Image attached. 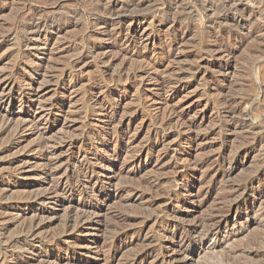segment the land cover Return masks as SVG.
<instances>
[{
  "label": "rangeland",
  "instance_id": "rangeland-1",
  "mask_svg": "<svg viewBox=\"0 0 264 264\" xmlns=\"http://www.w3.org/2000/svg\"><path fill=\"white\" fill-rule=\"evenodd\" d=\"M98 1L0 0V9L4 8L0 12V35L10 33L13 38L0 55V74L19 79L32 69L30 59L40 63L44 72V76L34 75L23 81V102L11 101L10 112L8 108L0 110V124L8 117L11 122L7 133L0 136V264H41L46 259L51 264H73L78 259L95 262L99 234L111 241L121 224L119 215L126 212L137 217L135 227L142 225L143 232L138 241L120 252L119 259L149 242L154 253L162 251L169 243L164 229L171 218L190 223L217 213L227 216L219 230L210 232L204 225L196 234H184L187 259L182 264H264V8L258 17L250 19L251 10L257 7L244 0H117L125 15L121 27L135 35L133 51L140 57L112 65L91 53L90 46L98 41L94 35L82 39L93 29L92 19L109 15V0ZM37 19L67 28L45 31L42 38L51 43L27 51L21 43L34 34ZM182 30L186 34L179 61L156 65L169 39ZM221 46L231 53L218 54ZM152 62L159 70L152 67ZM226 64L229 69L224 71L221 65ZM51 74L63 75L65 80L58 85L48 82L53 79ZM36 88L41 90L36 92ZM29 109L27 117L51 119L55 124L26 129L14 138V128ZM115 131L133 140V153L141 166L136 173L118 168L114 182L119 186L140 184L138 198L115 194L110 180L113 169L100 163L108 158L105 151L117 140ZM43 139L58 140L60 146L50 155L59 164L54 179L42 175L47 151L39 146ZM7 147L11 151H5ZM195 159L207 165L193 168L190 163ZM83 171L88 172L87 177ZM180 175H184L182 180ZM201 176L206 179L196 178L194 185L209 191L202 205L183 209L175 198L168 197V191L174 195L185 191L184 180L193 183ZM147 179L154 182L153 188L148 187ZM54 182L62 186L84 184L92 195L105 197L101 222L90 228L76 220L65 230L64 219L68 215L77 217L75 214L91 201L81 194H63L59 202L48 198L43 205L15 207L28 195L48 193ZM254 198H258L256 204ZM39 217L50 223L40 231V239L31 245L17 241L18 222L28 223Z\"/></svg>",
  "mask_w": 264,
  "mask_h": 264
},
{
  "label": "bare ground",
  "instance_id": "bare-ground-1",
  "mask_svg": "<svg viewBox=\"0 0 264 264\" xmlns=\"http://www.w3.org/2000/svg\"><path fill=\"white\" fill-rule=\"evenodd\" d=\"M95 1V0H94ZM101 1H105V0H99L98 2ZM108 1V0H107ZM117 0H109L108 2L110 3V11L107 12V17L106 16H98L94 19H92L91 21V26H92V30H90V32L86 33L85 36H82V39L84 37L87 38H91L93 35L94 37L98 40L97 42H95V44H93L92 46H90V51L92 54L99 56L100 61L102 63H106V64H114L119 61H128L131 60L133 58H139L140 55L138 53H134L133 51V47L136 44L135 41V35H133V33L127 32L125 33L123 31V27H121L123 18L125 17V15L123 14L124 9L120 8V6L118 7V5H116ZM208 1V0H207ZM212 1V0H211ZM220 1V0H219ZM232 0H229V2ZM236 1V0H234ZM233 1V2H234ZM242 1V0H240ZM246 2H252L256 5L257 9L255 10H251V14H250V19L254 16V17H258L256 15H258L259 13L263 12V8H264V0H244ZM3 2V1H1ZM133 2V1H132ZM204 2V1H203ZM216 2V1H215ZM105 3V2H104ZM134 3V2H133ZM169 3V2H168ZM202 3V2H201ZM206 3V2H205ZM226 3V2H225ZM96 4V2H95ZM214 4V3H213ZM217 4V3H216ZM40 5V4H39ZM61 5V4H60ZM97 5V4H96ZM177 5V4H176ZM203 5V3H202ZM105 6V5H104ZM131 5L127 6L130 7ZM142 6V5H141ZM217 6V5H216ZM232 6V5H231ZM243 6V4H242ZM247 6V5H246ZM51 7V6H50ZM55 7V6H54ZM126 7V6H125ZM137 7V6H136ZM191 7V6H190ZM45 8V7H44ZM102 8V7H101ZM132 8V7H131ZM152 8V7H151ZM243 8V7H242ZM252 8V7H251ZM4 8L0 9V12L3 10ZM27 9V8H26ZM29 9V8H28ZM37 9V8H36ZM48 9V8H47ZM51 9V8H50ZM55 9V8H53ZM100 9V8H99ZM108 9V8H107ZM138 9V8H137ZM141 9V7H140ZM139 9V10H140ZM153 9V8H152ZM151 9V10H152ZM204 9V8H203ZM214 9V8H213ZM236 9V8H235ZM22 10V9H21ZM104 10V8H103ZM106 10V9H105ZM159 10V9H158ZM219 10V9H218ZM244 10V9H243ZM41 11V10H40ZM45 11V10H44ZM72 11V10H70ZM160 11V10H159ZM162 11V10H161ZM245 11V10H244ZM27 12V11H26ZM74 12V11H73ZM76 12V11H75ZM151 12V11H150ZM242 12V11H241ZM72 13V12H70ZM77 13V12H76ZM106 13V12H104ZM103 13V14H104ZM132 13V12H131ZM160 13V12H157ZM234 13V12H233ZM232 13V14H233ZM67 14V13H66ZM74 14V13H73ZM87 14V13H86ZM163 14V13H162ZM18 15V14H17ZM59 15V14H58ZM57 15V16H58ZM61 15V14H60ZM93 15V14H92ZM91 15V16H92ZM41 16V15H40ZM63 16V15H62ZM81 16V15H80ZM96 16V15H95ZM247 16V15H246ZM38 17V16H37ZM54 17V16H53ZM146 17V16H145ZM27 18V17H26ZM32 19V18H31ZM248 19V18H247ZM256 19V18H255ZM38 20V19H37ZM117 20V22L115 21ZM227 20V19H226ZM257 20V19H256ZM31 21V20H30ZM36 21V20H35ZM51 21V20H50ZM56 21V20H55ZM59 21V20H58ZM132 21V20H131ZM251 21V20H250ZM255 21V20H254ZM23 22V21H22ZM67 22V21H66ZM69 22V21H68ZM136 23H139L140 21L137 20L135 21ZM10 24V23H9ZM20 24V23H19ZM26 24V23H25ZM74 24V23H73ZM33 25V24H32ZM68 25V24H67ZM79 25V24H78ZM130 25V24H129ZM9 26V25H8ZM32 27V26H30ZM29 27V28H30ZM35 32L33 35L27 36L24 38L23 40V48H25L27 51L28 49H37L39 47H46L49 45V43H51L48 39H44L42 38V34L46 31L48 32V30H60L63 28H67L66 25H61V24H57V22L51 21L48 22L46 20H38L36 21L35 24ZM33 27V28H34ZM175 27V23L171 24V28L174 29ZM123 28V29H122ZM179 28V27H178ZM238 28V27H237ZM258 28V27H257ZM3 30V29H2ZM249 30V29H248ZM262 30V29H261ZM2 32V31H1ZM4 32V31H3ZM8 32V31H7ZM57 32V31H56ZM83 32V31H82ZM183 32V30H182ZM253 32V31H252ZM13 33V32H12ZM31 34V33H30ZM48 33H46L47 36ZM81 34V33H80ZM178 34V33H177ZM185 34L186 31H184L181 34L175 35V37L168 42L167 44V49L164 51V53L160 56V59L158 61H156V65H164L165 62L167 61H179L177 59L178 55L181 54V49H182V45L184 43V38H185ZM29 35V34H28ZM232 34H230L231 36ZM235 35V34H234ZM237 35V34H236ZM1 36V35H0ZM11 34H5L3 36L0 37V55L3 52L4 47L7 45V43H9L13 38H11ZM76 36V35H74ZM261 36V35H260ZM218 37V36H217ZM250 37V36H249ZM80 39V38H79ZM232 38L229 39V43L232 42L231 40ZM237 39V38H236ZM84 40V39H83ZM87 40V39H86ZM91 40V39H90ZM221 40V39H220ZM219 40V43L221 42ZM91 42V41H90ZM94 42V41H93ZM215 42V41H214ZM237 42V41H236ZM12 43V42H11ZM165 43V42H164ZM89 44V42H88ZM12 45V44H11ZM59 45V44H58ZM67 45V44H66ZM85 45V42H84ZM220 45V44H219ZM224 45V44H223ZM222 45V46H223ZM8 46V45H7ZM52 46V45H51ZM62 46V44H61ZM64 46V45H63ZM77 46V45H76ZM216 46V45H215ZM221 46V47H222ZM232 46V45H231ZM67 47V46H66ZM163 47V46H162ZM210 47V46H209ZM7 48V47H6ZM21 48V49H23ZM63 48V47H62ZM202 48V47H201ZM16 49V48H15ZM83 49V47L81 48V50ZM223 47L218 51V54H222L223 56H226L228 54L231 53V49L228 48H224V50H222ZM8 50V49H7ZM68 50V49H67ZM5 51V50H4ZM78 51V50H77ZM214 51V50H213ZM217 51V50H216ZM215 51V52H216ZM17 52V51H16ZM203 52V51H202ZM211 52V51H210ZM77 53V52H76ZM90 53V52H89ZM88 53V54H89ZM89 55H92V54ZM201 53V52H200ZM87 54V53H86ZM87 54V55H88ZM188 54V53H187ZM25 55L27 56H31L28 53H26ZM207 55V54H206ZM214 55V54H213ZM231 56V55H230ZM75 57V56H74ZM84 57V56H82ZM86 57V56H85ZM93 57V56H92ZM144 57V56H143ZM142 57V58H143ZM159 57V56H158ZM202 57V56H201ZM208 57V56H207ZM213 58V57H212ZM141 59V58H140ZM20 60V59H19ZM33 62V67L30 71H28L27 73L23 74L22 76H20L19 79L16 80L14 78V80H12V76L10 75H5V74H0V110H4L6 111V109L9 107V103L11 101H21L23 102V94H24V88L22 87V83L23 81L26 80L27 77H34V75H43L44 76V72H42L43 70V66L39 63H34L33 59H30ZM74 60V59H73ZM142 60V59H141ZM157 60V59H156ZM1 61V59H0ZM95 61V60H94ZM140 61V60H139ZM143 61V60H142ZM148 61V60H147ZM154 61V60H153ZM171 61V62H172ZM214 61V60H213ZM37 62V61H36ZM130 62V61H129ZM145 62V60H144ZM23 63V62H22ZM136 63V62H135ZM150 63V62H149ZM153 63V62H152ZM200 63V62H199ZM151 64V63H150ZM149 64V65H150ZM22 65V64H21ZM119 65V64H118ZM129 65V64H128ZM153 68L156 70H159L158 66H156L154 63L152 64ZM201 65V64H200ZM199 65V66H200ZM258 65V64H257ZM31 66V65H30ZM105 66V65H104ZM17 67V66H16ZM56 67V66H55ZM112 67V66H111ZM149 67V66H148ZM50 68V67H48ZM47 68V70H48ZM77 68V67H76ZM115 68V67H114ZM113 68V69H114ZM128 68V67H127ZM52 69V67L50 68ZM119 69V67H118ZM133 69V68H132ZM136 69V68H135ZM134 69V70H135ZM221 69L224 71H227L229 69L228 65L226 64V66H222L221 65ZM101 70V69H100ZM121 70V69H120ZM130 70V69H129ZM102 71V70H101ZM106 71V70H105ZM125 71V70H124ZM142 71V70H141ZM51 72V71H50ZM57 72V71H56ZM103 72V71H102ZM109 72V71H108ZM123 72V71H122ZM157 72V71H156ZM219 72V70H218ZM49 73V72H48ZM53 73V72H52ZM101 73V72H100ZM112 73V72H111ZM139 73V72H138ZM221 73V72H220ZM9 74V73H8ZM71 74V73H70ZM103 74H105L103 72ZM110 74V72H109ZM112 75V74H111ZM114 75V74H113ZM112 75V76H113ZM163 75V74H162ZM45 76L46 73H45ZM53 79H49V81L51 82H55L57 83L56 85H58V83H60L62 80H65L64 76H56L54 74H51ZM111 76V77H112ZM49 76H47L48 78ZM68 77V76H67ZM72 77V76H71ZM45 78V77H44ZM51 78V77H50ZM69 78V77H68ZM108 78V77H107ZM73 79V78H72ZM46 80V78H45ZM108 80V79H107ZM110 80V79H109ZM115 80V79H114ZM97 81V80H96ZM100 81V80H99ZM63 82V81H62ZM99 85V84H98ZM97 85V86H98ZM96 86V87H97ZM108 87V86H107ZM42 88V87H41ZM214 88V87H213ZM217 88V87H216ZM103 89V88H102ZM219 90V88H217ZM41 89L36 88L35 91L38 92ZM214 90V89H213ZM95 91V90H94ZM34 92V91H33ZM25 95V94H24ZM26 96V95H25ZM9 99V102L7 103L6 100ZM70 99V98H69ZM227 101V100H226ZM20 102V103H21ZM228 102V101H227ZM233 102V101H232ZM229 104V103H228ZM231 104V103H230ZM242 104V103H241ZM235 105V104H234ZM227 108V107H226ZM230 109V108H229ZM231 109H233L231 107ZM230 109V110H231ZM224 110V109H223ZM227 110V109H226ZM9 111V108H8ZM175 111V110H174ZM233 111V110H232ZM231 111V112H232ZM10 112V111H9ZM31 112V110H26V117L20 118V120L18 121L16 127L14 128L13 126H15L13 124V136L14 138H17L20 134H23L24 130L26 129H38L41 126H45V127H49L50 125L52 126L53 124H55V122L51 119H46V120H41L35 116H31V117H27L29 115V113ZM176 112V111H175ZM8 113V112H7ZM6 113V114H7ZM221 113V112H220ZM5 114V115H6ZM177 114V113H176ZM227 114V113H226ZM235 114V112L233 113ZM230 115V114H229ZM4 116V115H3ZM21 116V115H20ZM230 117V116H229ZM3 118V117H2ZM131 118V117H130ZM15 119V118H14ZM171 120V119H170ZM6 122H3L2 124H0V136L7 133V131L10 129V117L6 118L5 120ZM13 121V120H12ZM16 121V120H15ZM160 121V120H159ZM167 121V120H166ZM123 122V121H122ZM158 122V121H157ZM159 123V122H158ZM163 123V122H162ZM171 123V122H170ZM195 123V122H194ZM16 124V123H15ZM168 124V123H167ZM187 124V123H186ZM127 125V124H126ZM193 125V123H192ZM192 125H190V127H193ZM50 126V127H51ZM122 126V125H121ZM119 127V126H118ZM157 127V125H156ZM189 127V126H188ZM163 129V126L161 127ZM41 129V128H40ZM39 129V130H40ZM46 129V128H45ZM119 129V128H118ZM158 129V128H157ZM192 129V128H191ZM64 130V129H63ZM11 132V131H10ZM38 132V131H37ZM116 132V131H115ZM114 133V132H113ZM43 134V133H42ZM117 140L114 144H112L111 146L108 147V150H106L105 152L107 153L108 158L107 159H102L100 160V163L103 164H107L109 167H111L113 169V173L114 175L112 176V178L110 179L115 186L114 189V193L117 195H124L127 196V199H132L133 197L138 198L141 194H139V188H141V185H126V184H122V185H118L117 183L114 182V180L117 178V169L119 168L122 172L126 171V173H136L138 170H140V166L141 163L140 161H138L136 159V155L135 153H133L134 150V146H133V140L131 138L128 137V139L126 138L125 135L122 134L121 131H117ZM45 135V134H44ZM81 135V134H80ZM12 136V135H10ZM78 136V135H77ZM197 136V135H196ZM49 137V136H48ZM47 137V138H48ZM19 138V137H18ZM17 138V139H18ZM50 139H52L51 137H49ZM189 138V136H188ZM200 138V136L195 137L196 140H198ZM21 139V138H20ZM46 139V138H45ZM43 139L42 142L40 143L42 148H46L47 151L45 152V156H44V160H46L45 162V170L43 171L42 175L44 176L45 179H54V177L58 174V169H59V164L56 162H53L51 160L50 155L53 153H55V151H58L60 149L59 144H57L55 142H52L48 140ZM195 139L190 138V141H195ZM79 141L83 140V137H79L78 138ZM155 140V139H153ZM157 140V139H156ZM14 141V140H13ZM39 141V140H38ZM72 141V140H71ZM70 141V142H71ZM11 142V141H10ZM155 142V141H154ZM157 142V141H156ZM155 142L156 145H158ZM193 143V142H192ZM154 144V145H155ZM2 145V143L0 144ZM62 145V144H61ZM77 145V144H75ZM149 146V144H148ZM3 147V146H2ZM13 148V147H12ZM62 148V147H61ZM151 149V148H150ZM11 151L10 147H7L5 149V151ZM139 151V150H138ZM142 151V150H141ZM134 154V155H133ZM183 154V153H182ZM2 155V154H1ZM181 156V155H180ZM43 157V156H42ZM79 157V156H78ZM105 157V156H104ZM176 157V155H175ZM76 158V157H75ZM172 158V157H171ZM207 158V157H206ZM210 158V157H209ZM80 158H78L77 160H79ZM204 159V158H203ZM23 160V159H22ZM161 160V159H160ZM175 160V159H174ZM196 160V159H195ZM205 160V159H204ZM210 160V159H209ZM15 161V160H14ZM26 161V160H25ZM55 161V160H54ZM176 161V160H175ZM17 162V161H16ZM20 162V161H19ZM23 162V161H22ZM78 162V161H77ZM208 162V161H207ZM25 163V162H24ZM27 163V162H26ZM43 163V162H42ZM17 164V163H16ZM19 164V163H18ZM61 164V163H60ZM191 165L193 164V168L199 169L202 168L204 161H200V160H196L193 163H190ZM73 165V164H72ZM186 165V164H185ZM205 166L207 164H204ZM20 166V164H19ZM75 166V165H74ZM187 168V166H186ZM192 168V167H191ZM205 168V167H204ZM15 169V168H14ZM13 170V169H12ZM21 170V169H20ZM66 170V169H65ZM202 170V169H201ZM67 171V170H66ZM178 171V170H177ZM185 171V170H184ZM183 171V172H184ZM61 172V171H60ZM180 172V170H179ZM40 173V174H41ZM87 171H83V174L87 177ZM120 173V172H119ZM202 173V172H201ZM11 174V173H10ZM20 174V173H19ZM63 174V172H62ZM122 174V173H121ZM178 174V173H177ZM182 174V173H181ZM184 174V173H183ZM203 174V173H202ZM24 175V174H23ZM61 175V174H60ZM123 175V174H122ZM42 176V177H43ZM207 176V175H206ZM41 177V178H42ZM184 177L180 175V179L182 180ZM201 179L204 180L206 178H203L202 176L200 178L195 177L193 180V183H191L189 180H184V185H185V191L182 192L181 194H176L174 195V192H170L168 191V197L171 199L172 197L175 198L177 200V202L179 203V207L186 209L190 206L193 205H202L205 202V199L207 198V195L209 194V191H206L203 189V187H196L194 184L196 183L197 179ZM67 179V178H66ZM120 179V178H119ZM42 180V179H41ZM148 180V179H147ZM146 180V183L148 184V187L153 188L154 187V182H151V180ZM49 181V180H48ZM52 181V180H51ZM67 181V180H66ZM176 181V180H175ZM174 181V182H175ZM40 182V181H39ZM43 182H41L42 184ZM60 183V182H59ZM65 183V182H64ZM68 183V182H67ZM50 184V183H49ZM55 184V182H54ZM146 184V185H147ZM262 184V183H261ZM145 185V186H146ZM156 185V184H155ZM52 186V185H51ZM50 186V187H51ZM144 185H142L143 187ZM198 186V185H197ZM37 187V186H36ZM147 187V186H146ZM48 188V187H47ZM234 188V187H233ZM49 189V188H48ZM256 191H258V188L256 187V189H254V193H256ZM35 192V191H34ZM36 192H38L36 190ZM44 192H46L44 190ZM32 193V192H31ZM92 192H88L87 188L85 187L84 184H74L72 183H68L65 185H61V184H55L52 186V188L49 190V192L47 193H37V194H31L28 195L27 197L23 198L21 201H19L18 204H16L15 207H21V206H32V205H43V203H45V201L48 198H53L56 199L57 202L60 201L61 196L64 195H75V194H81V195H86V197L91 198V201L89 202V204H87V206L83 209L80 210V212L77 215V217L68 215L67 219H64V226H65V230L67 231L66 227L71 226L73 223H75L76 220L81 221L82 224H84L83 227H92L93 225L96 224V222H101V217L103 215V210L106 204V199L105 197H99V196H94L91 194ZM29 194V193H28ZM53 195V197H52ZM230 195V194H229ZM240 196V195H239ZM261 197V195H260ZM258 197V198H260ZM3 198V197H2ZM258 198H254L253 203L256 204L258 202ZM12 199V198H11ZM208 199V198H207ZM229 199V198H228ZM207 201V200H206ZM234 201V200H233ZM15 202V201H14ZM9 204V203H8ZM5 205V204H4ZM3 205V206H4ZM7 205V204H6ZM237 206H239L238 204H236ZM189 209V208H188ZM67 210V209H66ZM11 211V210H10ZM9 211V212H10ZM173 212V211H172ZM227 212V211H225ZM13 212H11L12 215ZM37 213V212H36ZM124 213V212H122ZM217 214V213H216ZM216 214H212L210 213L209 216L207 217H203V219H198L197 221L194 220L190 223H186V222H177L175 221L173 218L169 219L168 222L166 224H168L165 229H164V233L166 234L167 239L169 240V243H167L164 247V249L160 252H156L154 253V250H152L150 248V242L148 244H144L143 247L135 250V251H131L130 254H128V256L126 255V257L122 256L121 259H119V255L120 252L131 247L133 245L134 242L138 241L142 235L143 232V226L141 225L140 227H135L136 224V220L137 217L136 216H132L131 214H124V215H119L121 224H119L120 226L118 228H116L111 236V241H107L106 240V236L104 235H100L98 236V239L96 241L97 247H95V251L94 253L97 255V259L95 262H90V260H84V259H78V260H74L73 264H182L185 263V260L187 259V252L184 250V246L186 245V238L184 236L185 233L190 232L193 234H196V232L198 231L199 228H201L202 226H207L208 230L210 232H215L217 230H219L224 221L227 220V216H217ZM118 215V214H117ZM206 216V215H205ZM11 217V216H10ZM47 217V216H46ZM51 217V216H50ZM181 217V216H180ZM5 218V217H4ZM13 218V216H12ZM11 218V219H12ZM118 218V217H117ZM159 217L156 216V219H158ZM48 219V217H47ZM182 221V219H180ZM27 221V220H26ZM119 221V220H118ZM133 221V223H131ZM19 225V236L17 238L18 240H23L25 241V243L29 242H35L38 238H39V233L41 230H43L44 228H46L47 226H49L50 223H48L46 221V219L44 220V218L42 217L39 220H30V222L28 223H22L21 221L18 222ZM119 223V222H118ZM144 223V222H142ZM2 224V223H1ZM116 226V225H115ZM8 227V226H7ZM72 227V226H71ZM16 228V227H15ZM9 230V229H8ZM16 231V230H15ZM45 231V230H44ZM7 232V231H6ZM43 233V231H42ZM63 233V232H62ZM9 234V233H7ZM64 234V233H63ZM44 235V234H43ZM55 235V234H54ZM45 236V235H44ZM59 236V235H58ZM50 237V236H49ZM61 237V236H60ZM59 237V238H60ZM108 238V237H107ZM40 239V238H39ZM54 239V238H52ZM5 240V239H4ZM93 241V240H92ZM59 242V241H58ZM26 243V244H27ZM37 243V242H36ZM48 243V242H47ZM46 243V244H47ZM5 244V242H4ZM61 244V243H60ZM31 245V244H30ZM24 246V245H23ZM26 246V245H25ZM28 246V245H27ZM50 246V245H49ZM56 246V245H55ZM14 247V246H13ZM85 247L89 250H91V247L88 246V244H85ZM24 248V247H23ZM33 249V248H32ZM28 250V249H27ZM3 251V250H2ZM157 251V250H156ZM27 252V251H26ZM3 253V252H2ZM20 253V252H19ZM18 253V254H19ZM35 253V252H34ZM13 254V253H12ZM21 254V253H20ZM37 255V254H36ZM15 256V255H14ZM33 257H35L33 255ZM38 257V256H37ZM48 257V256H47ZM46 257V258H47ZM66 257V256H64ZM152 258V260L149 262V260ZM11 259V258H10ZM39 259V258H38ZM69 259V258H68ZM94 259V258H93ZM26 260V259H25ZM24 260V261H25ZM16 262V260H13ZM23 261V260H22ZM39 261V260H38ZM19 262V261H18ZM41 262V261H40ZM59 262V261H58ZM33 263V262H32ZM53 263V262H52ZM30 264V263H29ZM41 264H51V262H49L47 259L43 260L41 262ZM57 264V263H56ZM69 264V262H68ZM71 264V263H70Z\"/></svg>",
  "mask_w": 264,
  "mask_h": 264
}]
</instances>
